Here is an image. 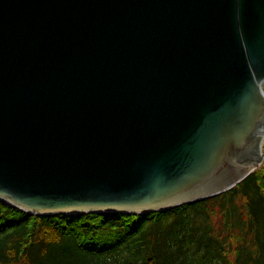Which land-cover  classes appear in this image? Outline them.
<instances>
[{
    "label": "water",
    "instance_id": "1",
    "mask_svg": "<svg viewBox=\"0 0 264 264\" xmlns=\"http://www.w3.org/2000/svg\"><path fill=\"white\" fill-rule=\"evenodd\" d=\"M264 0H0V199L143 213L264 158Z\"/></svg>",
    "mask_w": 264,
    "mask_h": 264
},
{
    "label": "trees",
    "instance_id": "2",
    "mask_svg": "<svg viewBox=\"0 0 264 264\" xmlns=\"http://www.w3.org/2000/svg\"><path fill=\"white\" fill-rule=\"evenodd\" d=\"M0 264H264V158L165 210L36 214L0 199Z\"/></svg>",
    "mask_w": 264,
    "mask_h": 264
},
{
    "label": "rangeland",
    "instance_id": "3",
    "mask_svg": "<svg viewBox=\"0 0 264 264\" xmlns=\"http://www.w3.org/2000/svg\"><path fill=\"white\" fill-rule=\"evenodd\" d=\"M262 85H263V88H264V81H263ZM263 150H264V149H263Z\"/></svg>",
    "mask_w": 264,
    "mask_h": 264
}]
</instances>
